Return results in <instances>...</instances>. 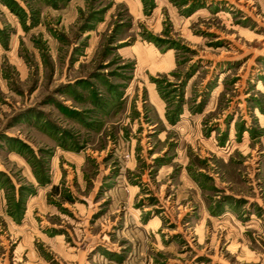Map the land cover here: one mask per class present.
I'll list each match as a JSON object with an SVG mask.
<instances>
[{
  "label": "rangeland",
  "instance_id": "obj_1",
  "mask_svg": "<svg viewBox=\"0 0 264 264\" xmlns=\"http://www.w3.org/2000/svg\"><path fill=\"white\" fill-rule=\"evenodd\" d=\"M0 264H264V0H0Z\"/></svg>",
  "mask_w": 264,
  "mask_h": 264
}]
</instances>
